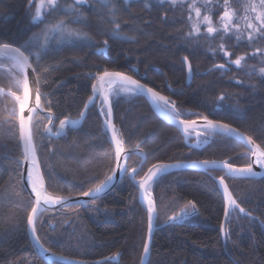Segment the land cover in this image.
I'll return each instance as SVG.
<instances>
[{
	"label": "trees",
	"instance_id": "1",
	"mask_svg": "<svg viewBox=\"0 0 264 264\" xmlns=\"http://www.w3.org/2000/svg\"><path fill=\"white\" fill-rule=\"evenodd\" d=\"M39 2L0 0V42L16 46L39 32L43 25L32 23ZM78 7L80 12L89 13L88 5ZM214 8L212 17L216 23L221 8ZM44 11L46 14L47 10ZM63 15H47V19H60ZM100 15L101 18L90 15L88 26L83 27L95 47L83 39L65 41L52 47L40 62V70H46L41 76V91L46 94L42 103H51L52 132L64 118H79L92 95L97 77L94 73L98 75L104 69L124 71L128 64H133L161 87L167 80L178 92L170 96L171 100L187 118L207 115L230 123L264 147V79L258 71L249 74L250 68L245 64L237 67L230 63L243 55L256 64L254 54L261 53L257 49L264 45L260 38L253 40L255 48L246 42L235 44L231 34L223 37L221 32L207 37L202 30L199 36L192 34L191 39H186L192 24L184 2L131 0L126 4L118 0L114 15L115 23L121 25V35L111 38L108 33L114 25L108 22L109 14L104 11ZM76 25L69 27L76 29ZM123 35L134 37L135 42L123 40ZM222 44L229 57L219 50ZM185 56L192 65L189 83L182 60ZM220 64L225 68L216 69ZM6 67L0 69V87L7 90ZM222 93H227L226 99L214 103ZM111 99L118 138L126 148L138 147L145 153L135 178L158 162L208 159L236 166L249 162L243 144L235 138L214 136L201 149L189 147L180 130L158 117L142 95L119 94ZM12 107L11 98L0 96V264H49L38 254L28 233L27 215L33 201L22 182L23 155L18 125L13 126L9 117ZM97 107L98 104L91 105L80 126H67L58 137L36 136L37 157L49 195L77 196L105 175H111L114 149L108 132L105 136ZM38 119V127L43 131L48 119L40 114ZM141 159L139 153H130L126 161L129 170L137 167ZM222 175L233 196L248 212L230 214L224 238V201L215 181V177ZM151 191L156 204V225L183 208H191L189 202L196 205L197 212L184 223L154 231L147 264H264V177H235L216 169L181 170L157 178ZM37 217L39 242L54 253L88 263H140L147 235V212L128 173L95 203L92 199L56 210L45 209ZM118 253L119 258L115 259Z\"/></svg>",
	"mask_w": 264,
	"mask_h": 264
},
{
	"label": "snow or ice",
	"instance_id": "2",
	"mask_svg": "<svg viewBox=\"0 0 264 264\" xmlns=\"http://www.w3.org/2000/svg\"><path fill=\"white\" fill-rule=\"evenodd\" d=\"M86 2L87 0H73V3L62 4L61 0H40V2L37 3L35 15L32 17L33 24H37L38 22L39 25H43L39 32L33 33V35L23 43L17 42L16 46H14L12 42H0V57L4 58L0 60V69H4L5 66H7L5 70L9 80V86L7 90L0 87V96H3L4 98H11L13 103L9 117L13 122V126L18 125L19 140L23 145L25 153L24 160L20 162L21 177L23 178V172L26 170V179L36 197L35 202L33 203L31 210L27 215V223L37 243H39L40 238L36 235V219L38 218L37 213L41 204H46L50 201L52 203H68V198L66 197H53L51 195L45 194L44 178L40 173L41 164L36 159V154L38 151L35 142L36 136L39 135L40 137H43L45 134H51L54 123V117L51 111V103H42V101L46 98V94L41 91V76L46 74V70L41 71L39 65L44 55L48 54L52 47L60 45L64 41L83 39L88 41L90 46H96L92 38L81 28L73 29L69 27L71 24L84 25L85 27L88 26L87 18L84 17L82 13H80L78 7V5H82ZM130 2L131 0H124V3L126 4ZM163 2L164 0H160V3ZM175 2L176 0H172L173 4H175ZM29 3H31V0H29ZM99 3L101 5V9H107L109 13L110 18L108 19V22L114 25L113 28L109 30V37L111 38L112 36L121 35V25L119 23H115L116 17L114 15L115 11L117 10L118 0H99ZM193 7V4H189V8ZM245 8L250 9L251 13L255 14L254 19L257 22L256 24L252 23L248 16L244 18L247 22V28L250 29V31H248L247 39L249 41H252L254 37L264 39V0H259V5L255 3L246 4ZM45 9L47 10L46 14L44 11ZM60 13L64 14L63 18L54 20L47 19V15ZM195 14L197 17L201 16L200 8H195ZM235 16L236 12L231 8L229 0H224V10L221 12L219 17L220 22H222L224 33L231 32L233 28H235L237 32L240 31L239 26L234 23ZM189 19H191V15H189ZM203 22L207 25V37H212L213 34H219V29L213 26L214 22L212 15L204 14ZM193 33H200V28L196 24H193L192 30L186 35V39H191ZM121 38L129 42H135L134 37L123 35ZM237 39L239 40L240 37L238 36ZM104 47H108L107 41L104 42ZM219 50L223 52L225 57L230 56V53L224 50L223 44L220 46ZM257 51L262 50L257 49ZM262 55H264V52H262ZM244 59L245 56L241 55L234 61H230V63L240 67ZM183 63L187 66L189 75H191L192 65L190 64L189 58L187 56L183 58ZM215 67L216 69L222 70L225 68V65L220 64ZM254 73L255 69H250L249 74ZM259 74L261 78L264 79V67L259 69ZM30 77H32L31 80ZM96 78L101 82L100 86L98 88L95 82L92 84V95L89 96L88 101L85 102L84 110L80 112V116L82 118L85 117L89 105L96 106L98 104L97 111L99 116L104 121L103 127L106 130L111 131V143L115 146V158L117 163L115 168L111 169V175H105L103 180L88 188L86 191L76 193V195L79 196L92 197L93 203H95V200L100 197V194L105 193L106 189L112 185L117 173L123 176L125 173L129 172L128 165L126 163L120 162L122 154L126 159L130 153L126 152L122 147V140L117 137L115 126L112 123L114 101L110 99V93L107 92L103 87V84L106 80L109 84V88H111L112 85H122L120 89L121 91L135 95H150L152 101L169 120L174 122L177 127L182 126L183 132L186 136L189 135V128L196 124V121L194 120L181 119V117L186 115V113L176 109L175 101L161 95L160 92L154 90L152 87L142 84L139 79H135L131 75H126L119 71H110L108 69H104L102 72L98 73ZM32 84L35 85L34 103L29 104V99L33 95V90L31 87ZM97 97H100L98 101L96 99ZM226 97L227 93H222L219 97H217V100L214 103L220 104L226 99ZM234 107H238V105ZM38 114L48 119V125H45L43 131H41L38 127L40 123ZM187 114L192 115L193 113ZM200 118L204 123L202 125V132L197 133V144H199V137L201 135H203L206 140L207 138L214 136H222L229 140L234 137L237 141L243 144L246 154L249 156V162L246 164V166L237 168L233 164L225 161L222 165L223 168L227 169L230 174L238 173L243 176L252 177L259 175V173L254 171L253 166L258 165L261 169H264V147H262L261 144H257L252 136L245 135L244 132L239 131L230 123L209 119L207 115L201 116ZM77 123L78 121H71L66 117L64 120L60 121L59 131L56 133V135L63 134L66 125L72 124L75 126ZM105 136H107V131L105 132ZM262 144H264V141H262ZM29 153L32 155L31 160L28 159ZM253 157L254 159H252ZM200 164L207 166L209 161H202ZM213 164H215V162H213ZM169 167L173 166L164 163H154L148 168L147 171L144 172L142 176H139L138 181L133 180V183L137 184L140 190H142L144 193H147L146 200L148 236L143 243V252L145 254L149 253L150 251L151 233L157 220L150 189L156 178L161 173L165 172ZM175 167H180V165H176ZM34 171L35 176L33 174ZM139 171L140 169H131V176L133 178L136 177ZM219 184L223 186V191L227 201L225 206V215L227 216L230 214L229 205H231L232 208H239L240 212L244 213L245 209L241 208L236 199L233 198L223 177L219 178ZM189 203L191 204V209L185 211V216L196 211V205L192 202ZM169 219L171 220L174 218ZM221 232H225L223 225H221ZM45 251H47V249H45ZM73 264H81V262H73ZM141 264H143V257L141 258Z\"/></svg>",
	"mask_w": 264,
	"mask_h": 264
},
{
	"label": "water",
	"instance_id": "3",
	"mask_svg": "<svg viewBox=\"0 0 264 264\" xmlns=\"http://www.w3.org/2000/svg\"><path fill=\"white\" fill-rule=\"evenodd\" d=\"M184 58V57H183ZM186 71H187V83H189L190 81H191V76H192V73H191V75H189V72H188V68H187V66H186ZM125 74V73H124ZM127 75V74H126ZM32 79V77H30V80ZM95 83L97 84V86H98V88H99V86H100V81L97 79L96 81H95ZM142 83V82H141ZM142 84H144V83H142ZM31 87H32V90H33V95L30 97V99H29V104H32V103H34V91H35V85L34 84H32L31 85ZM103 87H104V84H103ZM6 90V89H5ZM161 95H163V94H161ZM146 100H147V102L149 103V105L151 106V108H152V110L158 115V117H160L163 121H165L166 123H168V124H170V125H172L173 127H175V128H177L178 130H180V132H181V134L183 135V137H184V140L185 141H188V139L189 138H196L197 137V133L198 132H200L201 130H202V125H203V120L200 118V119H196V120H194V121H196V124L195 125H193V126H191L190 128H189V135H185V133L183 132V128H182V126L181 127H177V125L174 123V122H172L171 120H169L161 111H160V109L157 107V105L152 101V99H151V97H150V95H148V94H144V95H142ZM164 96V95H163ZM97 99V98H96ZM162 103V102H161ZM91 105H89V107H90ZM83 110H84V108H83ZM88 111V110H87ZM87 111H86V113H87ZM65 119V118H64ZM63 119V120H64ZM69 119V118H68ZM69 120H71V119H69ZM83 120H84V117L82 118L81 116H79V118L78 119H76V120H71V121H78V123L75 125V126H73L72 124H68V125H66V127L67 126H69V127H78V126H80L81 124H82V122H83ZM102 121H103V119H102ZM112 123L114 124V113H113V117H112ZM103 124H104V121H103ZM46 125H48V123L46 124ZM59 126H60V123L58 124V127H57V130H56V132H51V134H48L49 136H52V137H58V136H60V135H56V133L59 131ZM114 126H115V124H114ZM66 127H65V129H64V131H63V134L65 133V130H66ZM234 127V126H233ZM236 128V127H235ZM238 129V128H237ZM115 130H116V126H115ZM191 130H195V131H197V132H194V133H192V132H190ZM239 130V129H238ZM107 132H108V134H109V137H110V141H111V131H109V130H106ZM239 131H241V130H239ZM242 132V131H241ZM62 135V134H61ZM245 135H247V134H245ZM118 137V136H117ZM234 138V137H233ZM113 145V149H114V154H115V146H114V144H112ZM187 145L189 146V147H195V148H203L204 146H206V144H201L200 146H198V145H196V143L194 142V143H187ZM20 147H21V150H22V155H23V159H22V161L24 160V155H25V153H24V149H23V145H22V143L20 142ZM122 147L125 149V151L126 152H128V153H134V152H137V153H139L141 156H142V159H141V161H140V163H139V165L137 166V167H135L136 169H139V167L142 165V163L144 162V160H145V153L144 152H142L138 147H136V148H126V146H125V144H124V142L122 141ZM129 156V155H128ZM128 158V157H127ZM127 158L125 159V157H124V155L122 154L121 155V160H120V162L121 163H126V161H127ZM28 159L29 160H31L32 159V155H31V153H29L28 154ZM36 159L38 160V157H37V154H36ZM252 159H254V157L252 158ZM202 161H209V164L207 165V166H203V165H201L200 164V162H202ZM213 162H215V164H213ZM224 162L225 161H220V160H208V159H197V160H178V161H174V162H158V163H164V164H168V165H172L173 167H169L165 172H163V173H161L157 178H159L160 176H162V175H164V174H168V173H171V172H174V171H181V170H213V169H216V170H222L223 172H224V174L225 175H229V176H235V177H252V176H243V175H240V174H238V173H229L228 171H227V169H225V168H223V164H224ZM116 163H117V161H116V158H115V166H116ZM176 165H180V167H175ZM217 165H219V166H217ZM235 167H237V168H240V167H244V166H246V165H243V166H236V165H234ZM254 167V171H256L257 173H259V175H257V176H254V177H264V169H261L258 165H254L253 166ZM115 168V167H114ZM148 170V169H147ZM146 170V171H147ZM35 172V171H34ZM40 173H41V175L43 176V174H42V171H41V168H40ZM128 175H129V177L132 179V181L133 180H137L138 181V179L139 178H133L132 176H131V173H130V170H129V172H128ZM26 176H27V172H26V170L23 172V178H22V182H23V184H24V186H25V188H26V190H27V192L29 193V195H30V197L32 198V201H33V203L35 202V199H36V197H35V194L33 193V191H32V188H31V186L28 184V181H27V179H26ZM221 177H223L224 178V176L222 175V176H220V177H215V181H216V183H217V186H218V188H219V190H220V192H221V194H222V197H223V201H224V215H223V220H222V224L221 225H223V228L225 227V223H226V219H227V217H228V215L226 216L225 215V206H226V203H227V201H226V197H225V194H224V191H223V186L222 185H220L219 184V178H221ZM44 178V177H43ZM122 178V176L119 174V173H117L116 174V176H115V178H114V180H113V182H112V185L108 188V189H106V191H105V193H102V194H100V196H102V195H105L117 182H119L120 181V179ZM156 178V179H157ZM225 179V178H224ZM225 183L227 184V182H226V180H225ZM44 184H45V187H44V191H45V194H47V195H49L47 192H46V183H45V180H44ZM228 185V184H227ZM136 186L138 187V185L136 184ZM229 187V186H228ZM229 191L231 192V190H230V188H229ZM150 192H151V198H152V200H153V204H154V207H155V211H156V204H155V201H154V199H153V193H152V191H151V189H150ZM231 194H232V192H231ZM143 195H144V192L142 191V190H140L139 189V187H138V199H139V202H140V204L142 205V207L146 210V212H147V200L146 201H144V198H143ZM232 196H233V194H232ZM54 197V196H53ZM62 198H65V197H62ZM66 198H68V203H63V202H61V203H52L51 201L50 202H48V203H42L41 204V206L39 207V210H38V212H40V211H43V210H45V209H52V210H56V209H58V208H60V207H65V206H69V205H72V204H83V203H86L87 201H89V200H92L93 198L92 197H83V196H79V195H77V196H68V197H66ZM233 198L234 199H236L234 196H233ZM236 201H237V199H236ZM78 202V203H77ZM237 203H238V201H237ZM239 204V203H238ZM240 205V204H239ZM240 207L241 208H243L241 205H240ZM234 209H236V210H238L239 212H240V210H239V208H232V206L231 205H229V211H230V213L234 210ZM185 211H187L186 209H181L180 211H178L177 213H175V214H172V215H170L162 224H160V225H156V222H155V226H154V228H153V230H152V233H151V245H150V251H149V253H147V254H145L144 252H142V256H141V258L143 257V264H147V262H148V260H149V257H150V253H151V246H152V240H153V235H154V231L157 229V228H159V227H162V226H166V225H169V224H181V223H184V222H186V219L187 218H189V217H191V216H193L196 212H197V210L195 211V212H192V213H190L189 215H187V216H185L184 215V213H185ZM241 213V212H240ZM38 214V213H37ZM241 214H248V212L245 210V212L244 213H241ZM156 215H157V211H156ZM169 218H174V219H169ZM27 227H28V233H29V237H30V240H31V242H32V244H33V246H34V248L36 249V251L38 252V254L47 262V263H49V264H51V263H53V262H63V263H69V264H73V262H81V264H91V263H93V264H97L99 261H92L91 263H88V262H85V261H83V260H79V259H75V258H69V257H67V256H63V255H60V254H57V253H54V252H52V251H50V250H48L47 249V251H45V247L44 246H41L42 244L39 242V243H37V241L34 239V237H33V235H32V232H31V229H30V227H29V225L27 224ZM222 233V232H221ZM147 236H148V231H147V235H146V238H147ZM222 237L224 238L225 237V234L224 233H222ZM119 253L118 254H116L115 256H114V258L115 259H118L119 258ZM139 264H141V260H140V263Z\"/></svg>",
	"mask_w": 264,
	"mask_h": 264
},
{
	"label": "rangeland",
	"instance_id": "4",
	"mask_svg": "<svg viewBox=\"0 0 264 264\" xmlns=\"http://www.w3.org/2000/svg\"><path fill=\"white\" fill-rule=\"evenodd\" d=\"M167 1L172 2V0H167ZM177 2H184L187 4L190 15H191V24H192V26H193V24H196L200 28V33L202 30L206 31V28H207L206 23L203 22V15L204 14L212 15V12L215 10L214 7H216V6L221 8L220 14L224 10V0H176L175 3H177ZM249 3H255V4L259 5V0H229V4H230L231 8L236 12V16L234 17V23L239 26V28H240L239 32H237L236 29L233 28V30L231 32L224 33L222 22H220L219 18H218L217 22L214 23V25H213L219 29V32H221V34L224 33L223 37L226 35L229 37V34H231L232 38H234L233 42H235V44H238L240 42H246L247 45L253 46L254 45V44H252L253 40H255L256 38L258 39V37H254V39L252 41H249L247 39L248 31H250V29L247 28V22L245 21L244 18L246 16H248L251 19L252 23H254V24L257 23L254 19L255 14L251 13L250 9L245 8V5L249 4ZM84 4L89 6V8H88L89 13L87 14L83 10L80 13H82L83 16L87 18L88 21L90 19V15H92L94 17L96 16V17L101 18L102 17L100 15L101 12L106 11L108 13L107 9H103V10L101 9V5L99 3V0H87V2ZM189 4H193L194 7L189 8ZM197 7L200 8V10H201V16L200 17H197L195 14V8H197ZM220 14H219V17H220ZM105 17H103V18L106 19ZM108 18H110L109 15H108ZM72 25H74V24H72ZM83 27H84V25H79V24L76 25V28H81L82 30H83ZM200 33H193V35L197 37L200 35ZM238 36L240 37L239 40L237 39ZM72 41H74V40H69V42H72ZM260 41L262 42V44H264V39H260ZM260 49L262 50L261 53L254 54L255 59L256 60L258 59L256 64H252V62H248L247 59L245 58L244 61H242L241 65L245 64L248 68H250V69L254 68L255 71H258V73H259V69L264 67V55H262V52H264V45H261ZM245 57H247V56H245ZM108 87H109V84L107 82H104V89L106 91H107ZM121 87H122V85H114V87L111 91H107L110 93V98L113 95H119V94L131 95L132 94V93H127V92L121 91L120 90Z\"/></svg>",
	"mask_w": 264,
	"mask_h": 264
},
{
	"label": "flooded vegetation",
	"instance_id": "5",
	"mask_svg": "<svg viewBox=\"0 0 264 264\" xmlns=\"http://www.w3.org/2000/svg\"><path fill=\"white\" fill-rule=\"evenodd\" d=\"M110 71H119V72L125 73L127 75H131L135 79H139L142 83L148 85L149 87H152L154 90H156V91L160 92L161 94H163L164 96L168 97L170 100H171V97L170 96L175 95V93H178L177 90L174 89V87L171 84H169L167 80H164V84H163V87L164 88H163V87H161V85H159V83L154 82L153 79H152V77L151 78L148 77V74L146 72H144L143 70H141L140 68H138L136 65H133V64H128L127 65V68L124 71H121V70H110ZM94 74L97 76L96 73H94ZM192 74H193V72H192ZM185 78H187L186 65H185ZM191 78H192V76H191ZM96 80H97V78H96ZM166 87H168V89H166ZM97 98L100 99V97H97ZM181 119L196 120V119H200V117L187 118V116L184 115V116L181 117ZM212 120H214V119H212ZM190 132L194 133V132H197V131L191 130ZM200 132H202V130ZM183 139H184V137H183ZM197 139H198V137H196V138H189L188 141H185V140L184 141L186 142V144L187 143H194L195 142L196 145H198V146H200L201 144H206L207 141H208V138L206 140V138L203 135H201L199 137V144H197ZM192 148H195V147H192ZM196 149H199V148H196ZM193 160H195V159H193ZM190 209L191 208H188L186 210H190ZM236 211H238V210L234 209L230 214H232V213H234ZM230 214L228 215L227 219L230 217Z\"/></svg>",
	"mask_w": 264,
	"mask_h": 264
},
{
	"label": "bare ground",
	"instance_id": "6",
	"mask_svg": "<svg viewBox=\"0 0 264 264\" xmlns=\"http://www.w3.org/2000/svg\"><path fill=\"white\" fill-rule=\"evenodd\" d=\"M105 82H107V80L105 81ZM108 83V82H107ZM113 87H114V85H112L111 86V88H107V91H111L112 89H113ZM34 174V176H35V172L33 173ZM146 197H147V193H144V195H143V198H144V201H146Z\"/></svg>",
	"mask_w": 264,
	"mask_h": 264
}]
</instances>
